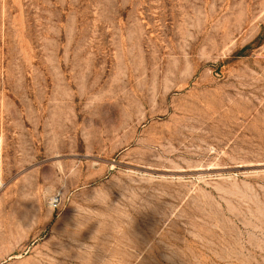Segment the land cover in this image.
Segmentation results:
<instances>
[{"label": "rangeland", "instance_id": "obj_1", "mask_svg": "<svg viewBox=\"0 0 264 264\" xmlns=\"http://www.w3.org/2000/svg\"><path fill=\"white\" fill-rule=\"evenodd\" d=\"M0 264H264V0H0Z\"/></svg>", "mask_w": 264, "mask_h": 264}]
</instances>
